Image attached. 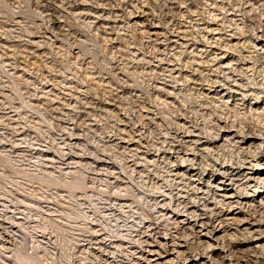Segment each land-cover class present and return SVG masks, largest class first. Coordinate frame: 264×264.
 <instances>
[{
	"label": "rangeland",
	"instance_id": "rangeland-1",
	"mask_svg": "<svg viewBox=\"0 0 264 264\" xmlns=\"http://www.w3.org/2000/svg\"><path fill=\"white\" fill-rule=\"evenodd\" d=\"M263 144L264 0H0V264H264Z\"/></svg>",
	"mask_w": 264,
	"mask_h": 264
},
{
	"label": "bare ground",
	"instance_id": "bare-ground-1",
	"mask_svg": "<svg viewBox=\"0 0 264 264\" xmlns=\"http://www.w3.org/2000/svg\"><path fill=\"white\" fill-rule=\"evenodd\" d=\"M252 139L250 140V143L248 144V146L249 147H253L255 150L254 151H256L257 149H259L260 150V147H262V141L258 138V136H255V137H251ZM247 143V142H246ZM264 145V144H263ZM264 149V148H263ZM257 152H255V154H256ZM257 162V161H256ZM250 164V163H249ZM263 166H264V163L262 164ZM250 166V165H249ZM253 169H255V167L253 166V167H250V170H253ZM264 169V168H263ZM257 170V169H256ZM247 174H249V173H247ZM246 174V175H247ZM245 175V176H246ZM260 179V178H259ZM257 183H255L254 185H253V197L254 198H256L257 199V202H258V204L260 205V206H263L264 207V197H263V195L261 196V198H259L258 199V197L257 196H259L261 193V188L263 189L262 190V192H264V179L262 178V181H256ZM259 184H262V185H259ZM231 190L232 189H228V190H226L225 191V196H227V197H231L232 196V192H231ZM246 191H248L247 189H246ZM231 192V193H230ZM239 194H242V192H238ZM243 194H244V192H243ZM231 195V196H230ZM237 195V194H236ZM242 196V195H241ZM243 199H246V200H248V202H252V201H254V199H251V197L250 196H245V197H243ZM239 200H240V197H239ZM231 203V202H230ZM241 206V205H240ZM229 208V207H228ZM241 208V207H240ZM248 208V207H247ZM264 209V208H263ZM241 213V212H240ZM245 213V212H244ZM240 216L239 215H237V216H235V217H233V224H235V225H237V226H240V224L242 223V222H244V220H245V218H239ZM209 219V218H208ZM207 219V220H208ZM201 221V220H200ZM225 222H227V221H221L220 223H219V225H221V226H219V225H217V226H215L216 225V223H215V225H213V226H211V225H209V226H211L208 230H206V232H204V234H202V236H205V237H207L209 240H207L206 241V244H207V247H206V249H208V250H210V248H212L213 249V247L214 246H220V249L221 250H226L225 252H228L229 251V254L231 255V253H234L235 254V250L236 249H239V252H240V247H242L243 245H244V243H246V242H240L239 241V239H235L234 241H232L231 240V238H228V237H230L232 234H227L228 232H225L226 231V229H227V227L226 226H222V225H224L223 223H225ZM195 225V224H194ZM226 225V224H225ZM263 225V224H262ZM200 226V225H199ZM203 226H204V224H201V228H203ZM264 226V225H263ZM205 227V226H204ZM200 228V230H199V232L200 233H202V231H203V229H201ZM251 228V227H250ZM221 233V234H220ZM248 233L250 234V237H251V239H253L254 238V235L255 234H253V232L252 231H248ZM264 234V233H263ZM201 236V237H202ZM228 239H230V241H228ZM255 240V239H254ZM261 240H264V237H262V239ZM228 241V242H227ZM165 246V245H164ZM254 247H261V248H263L264 247V243L262 244V243H259L258 244V242H256V245L254 246ZM197 248V247H196ZM226 248V249H225ZM180 249V248H179ZM205 249V248H204ZM173 250V249H172ZM192 252V251H191ZM209 252V251H208ZM207 252V253H208ZM224 252V251H223ZM159 253V252H158ZM163 253V252H162ZM167 253V252H166ZM193 253V252H192ZM197 253H198V250H197ZM236 253H237V251H236ZM206 254V253H205ZM210 254V253H209ZM161 255V254H160ZM197 255V254H196ZM208 255V254H207ZM177 256V255H176ZM187 256V255H186ZM190 256V255H189ZM175 257V256H174ZM197 257V256H196ZM21 258H22V256H21ZM172 258V257H171ZM180 258H182L181 256H180ZM206 258V257H205ZM208 258V257H207ZM210 258V257H209ZM212 258V257H211ZM176 259V258H175ZM177 259H178V257H177ZM184 259H187V258H184ZM202 259V258H201ZM170 260V259H169ZM193 260V259H192ZM215 260V259H214ZM231 260V259H230ZM32 261H34V259L32 258V257H30V256H27V257H23V259L21 260V262H19V263H24V264H34V262H32ZM174 261V260H173ZM180 261V260H179ZM199 262V261H198ZM198 262L197 261H195V264H198ZM208 262V261H207ZM238 262H239V260H238ZM205 263V261H203L201 264H204ZM210 263V262H209Z\"/></svg>",
	"mask_w": 264,
	"mask_h": 264
}]
</instances>
